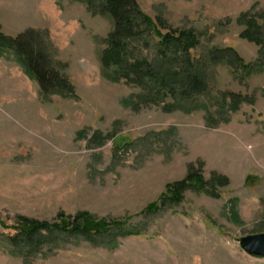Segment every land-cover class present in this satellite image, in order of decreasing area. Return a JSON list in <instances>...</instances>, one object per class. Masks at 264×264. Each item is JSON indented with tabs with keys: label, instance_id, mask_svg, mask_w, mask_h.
I'll return each instance as SVG.
<instances>
[{
	"label": "rangeland",
	"instance_id": "obj_1",
	"mask_svg": "<svg viewBox=\"0 0 264 264\" xmlns=\"http://www.w3.org/2000/svg\"><path fill=\"white\" fill-rule=\"evenodd\" d=\"M136 4L153 22L198 35L191 56L205 62L207 92L182 102L151 82L112 81L101 65L112 20L82 1L0 0V32L30 33L70 89L41 92L15 53L0 51V264H264L239 246L264 233V57L241 37L242 15L255 16L264 46V0ZM214 48H232L253 69L213 63ZM156 54L149 39L129 59ZM230 94L250 102L231 111ZM193 173L204 188L142 213ZM82 213L137 235L42 230L36 254L8 241L19 217L59 223Z\"/></svg>",
	"mask_w": 264,
	"mask_h": 264
},
{
	"label": "trees",
	"instance_id": "obj_2",
	"mask_svg": "<svg viewBox=\"0 0 264 264\" xmlns=\"http://www.w3.org/2000/svg\"><path fill=\"white\" fill-rule=\"evenodd\" d=\"M79 1H82L91 12L108 15L112 20V30L105 41L106 48L101 56V65L110 72L112 81L118 82L124 79L127 83L138 85L151 82L159 87L157 89L159 92L171 93L173 99L182 102L208 91L207 72L202 68L205 62L196 58L192 59L191 56V51L199 46V37L193 31L170 30L159 20L153 22L139 9L136 0ZM254 17L242 15L241 19L246 22V28L241 37L261 46L259 52L262 58L264 57V46L260 41L262 29ZM26 34L13 39L0 32V51L14 52L29 76L39 84L41 92L69 89L66 82L49 68L45 57L33 47L32 38H29L31 34L28 33L27 37ZM149 39L156 43V56L151 61L130 60L131 46L140 42L147 43ZM208 57L215 64H227L246 73L253 69L245 65L232 48H214L208 53ZM160 86L167 91H163ZM228 97L231 111H237L243 102H250L249 99L241 98L239 95L230 94ZM123 105L134 106L128 101L123 102ZM222 180L223 178L219 181L220 185L223 184ZM205 185L199 174H190L183 181L168 186L165 193L160 196L159 203L149 204L142 213L155 214L166 205L178 204L184 190L190 187L204 188ZM233 215L236 217L235 214ZM120 225L118 222L97 220L85 213L76 215L74 218L61 216L59 223L38 222L19 217L13 228L16 233L7 238L14 249L36 254L45 243L40 234L42 230L61 234H80L85 238L104 235H137L134 231L124 232L120 229Z\"/></svg>",
	"mask_w": 264,
	"mask_h": 264
},
{
	"label": "water",
	"instance_id": "obj_3",
	"mask_svg": "<svg viewBox=\"0 0 264 264\" xmlns=\"http://www.w3.org/2000/svg\"><path fill=\"white\" fill-rule=\"evenodd\" d=\"M239 246L248 256L264 258V233L242 237Z\"/></svg>",
	"mask_w": 264,
	"mask_h": 264
}]
</instances>
